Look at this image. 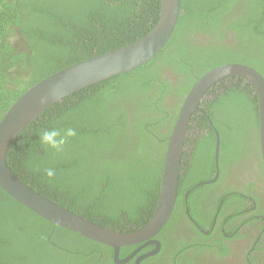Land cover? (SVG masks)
Listing matches in <instances>:
<instances>
[{
  "label": "trees",
  "instance_id": "16d2710c",
  "mask_svg": "<svg viewBox=\"0 0 264 264\" xmlns=\"http://www.w3.org/2000/svg\"><path fill=\"white\" fill-rule=\"evenodd\" d=\"M235 4L245 5L236 9ZM235 9L248 12L250 24L260 26L251 35L262 43L261 59L245 56L237 61L263 74L264 0H182L174 32L153 59L65 97L13 140L6 155L12 171L47 198L99 224L128 232L140 228L153 212L167 137L188 92L180 80L172 91L175 104L164 105L168 87L159 66L179 61L175 66L187 79L188 70L207 65L196 61L184 65L194 51L200 60H207L192 34L209 26L216 29L222 14ZM158 15L159 0H0V120L35 82L136 40L152 28ZM230 60L232 56L217 59L212 67ZM158 81L163 84L151 99ZM230 85L224 87L229 96L239 89ZM164 121L169 128L160 131ZM52 127H72L78 133L62 153L39 143L40 134ZM201 147L192 156L201 159L198 170L211 173L197 178L200 181L213 178L216 170L213 144L206 155ZM49 168L55 172L52 178L45 175ZM225 170L218 162V178ZM134 247H121L119 257H126ZM0 264L116 263L110 246L53 225L0 188Z\"/></svg>",
  "mask_w": 264,
  "mask_h": 264
},
{
  "label": "flooded vegetation",
  "instance_id": "af4514ba",
  "mask_svg": "<svg viewBox=\"0 0 264 264\" xmlns=\"http://www.w3.org/2000/svg\"><path fill=\"white\" fill-rule=\"evenodd\" d=\"M237 5L236 9L245 4ZM236 9L222 14L216 29L209 26L192 34L196 44L205 50L204 57L207 60H200L201 57L194 51L189 53L184 65L207 62L211 66H194L192 71L188 70L191 75L187 79L175 66L180 64L179 61L159 66L162 81L168 87L163 98L164 105L175 104L172 91L180 80H183L182 86L189 91L200 76L213 68L217 59L232 56L233 60L224 61L228 63H243L237 60L245 56L261 59V38L251 35L260 31V26L254 22L250 24L248 12L240 13ZM19 41L25 42L23 38H19ZM172 46L176 47V43ZM211 47H215V50ZM262 72L264 74V70ZM235 82L237 84L234 86L239 89L231 96L224 90V87L232 88L225 81L216 85L215 89L208 90L201 98L199 107L191 114L184 140L182 172L174 209L167 223L154 237L159 243L156 253L141 258L138 264H264V171L261 164L257 102L254 92L250 91V84L243 79ZM162 84L160 81L155 82L151 89V99ZM126 112L131 113L130 109ZM163 112L167 113L168 110ZM174 124L175 121L172 128ZM168 126L169 123L164 121L159 130L166 131ZM217 142L218 162L226 170L218 178L219 173L217 175L214 169L213 178L200 181L197 178L211 172L198 170L201 159L193 157L192 153L196 147L202 146L199 150L206 155L208 145L213 144L214 164ZM123 221L126 219L123 218ZM139 245H131L135 247L126 256ZM149 246L152 247L141 253ZM154 249V243L142 247L125 264L131 260L135 264L137 258Z\"/></svg>",
  "mask_w": 264,
  "mask_h": 264
},
{
  "label": "water",
  "instance_id": "95a60500",
  "mask_svg": "<svg viewBox=\"0 0 264 264\" xmlns=\"http://www.w3.org/2000/svg\"><path fill=\"white\" fill-rule=\"evenodd\" d=\"M182 0H159V15L152 28L136 40L115 49L93 55L59 69L28 87L3 114L0 120V188L28 210L52 223L95 242L112 248L116 264L127 263L139 249L156 244L136 259L154 255L159 243L154 239L169 220L178 189L181 157L191 114L208 90L225 81L230 85L238 79L250 84L254 92L259 118L261 164L264 171V75L244 63H224L205 72L183 99L175 124L167 137L158 196L149 219L134 231H120L99 224L47 198L17 176L7 163V151L13 140L43 112L65 97L92 84L129 72L153 59L168 43L181 13ZM218 142L214 164L218 175ZM264 174V173H263ZM140 244L126 257L120 258L123 246Z\"/></svg>",
  "mask_w": 264,
  "mask_h": 264
},
{
  "label": "clouds",
  "instance_id": "9594fccd",
  "mask_svg": "<svg viewBox=\"0 0 264 264\" xmlns=\"http://www.w3.org/2000/svg\"><path fill=\"white\" fill-rule=\"evenodd\" d=\"M259 71V70H258ZM260 72V71H259ZM261 73V72H260ZM262 74V73H261ZM77 131L72 127L64 128H48L45 129L39 136V143L46 148L52 149L57 153L64 151L65 145L74 137L77 136ZM45 175L52 178L55 175L53 169H45Z\"/></svg>",
  "mask_w": 264,
  "mask_h": 264
}]
</instances>
